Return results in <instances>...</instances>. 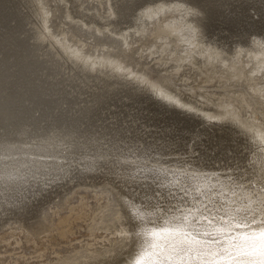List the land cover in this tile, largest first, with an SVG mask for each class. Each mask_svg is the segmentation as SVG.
Returning a JSON list of instances; mask_svg holds the SVG:
<instances>
[{
	"label": "rangeland",
	"instance_id": "rangeland-1",
	"mask_svg": "<svg viewBox=\"0 0 264 264\" xmlns=\"http://www.w3.org/2000/svg\"><path fill=\"white\" fill-rule=\"evenodd\" d=\"M113 1L114 0H110V1L109 0H34V1L33 0H26V1L25 0H0V7H1L0 8V37H1L0 38V43H1L0 48H3L2 50H4L6 52L5 53L0 49V52H1L0 60L2 59L1 64H0L2 66V70H1V66H0V72H1L0 73V80L2 78V81H1L2 86H5L6 88L7 87L8 88L9 87L15 88L16 85L18 84L19 80L21 81L20 76L25 75V74H29V73L31 75V72L34 70L33 68L36 67L35 65H37V68H39V67L40 68L39 69L35 68L34 73L32 72L31 76L35 75L37 77L41 73L40 74L41 76L39 75L41 81L43 79L44 81L47 80V82H50V83L51 82H56V83L59 82L58 83V84H60V85H58L59 88H62L63 90H68V91L72 90V92L75 91V93L78 90L79 91L82 90L84 93L81 95L82 97H87V96H89L88 94L93 95L95 92H98L97 94L95 93L96 95L103 94L104 97L108 96V94H109V96L106 97V99L107 100L109 99L110 103L112 101L111 104L112 105L114 104V106L116 108L121 107L120 104L123 106V108H126V106H127V109H129L128 107L133 108V109L131 108L132 110L129 109L128 111H130L131 113L133 112L132 114L134 115V117L137 120L135 124L138 125L140 123L139 125H141L143 127L142 128L141 126L138 125L137 126L138 128H137L135 126L137 133L139 134V132L143 129L142 132L144 131V134L142 132H140V136L137 134L136 137L138 138V141H139L137 143L139 145V148H138V145L135 144L134 150L129 153L130 155L128 154L129 156H131V158H129V159L133 158L134 161L133 160L128 161L129 164H127V165L135 166L136 164H143L144 163L143 165L147 164L146 166H149L148 164L151 163L150 166H157L158 167L159 164L155 165V163H152V161H151V160H153V155L155 154V151H157L153 147L154 146L153 143L157 142L158 148H161L162 144L163 145L167 144V146L169 148V150L167 148L166 149L164 148L165 151L159 152V153H165L166 152L165 154H167V153L169 154V155L167 154L166 156L161 155L163 158L161 156L157 157L158 160L162 163L161 165L164 166V167L159 166L161 168L166 167V165H167L166 162L169 159H174L173 157L178 158L184 153L180 158L184 157V158L189 159V160L192 159L191 161H194L196 164L202 165L203 162L206 160L204 162V165H206V164L207 165L206 166L203 165V167H204V169H206L207 173H205L206 172L205 171L204 172L205 174L203 173L204 175L208 174L210 176H215V177H220L223 175L235 176V173L237 174V172H238V174H241V172H242V174H244V176L245 175L249 176L251 174V169H249L250 168L249 166L253 165V162H256L255 159L259 158V156L264 159V156H262V155H264V63H263L264 58L259 59L255 55L251 54L252 53L251 51L255 50V49L259 50L262 48L264 51V44H263L264 43V12H258V15H256V14L254 15V12L252 10H249L251 7L247 6L248 5L247 3L249 1L251 3L252 0H249V1L244 0L245 2H242V1L239 2L240 6H239V4L233 6L234 7V8L232 7L233 10L231 9V11H229V14H227V12H226L223 15L224 16L223 18H225V16L228 15L224 20H222L223 18L222 19L218 18V16H216V13L214 15V14H212V12H210V11H212V9H210V8H212V6H208L209 3L206 4V2H209V1H206V0H191V1L189 0L190 4H192V5L187 3V2H189L188 0H186V1L180 0L181 2L179 0H176V1L175 0L174 1L173 0L172 1L165 0L166 2L164 0H159V1L155 0L154 4H156V3L157 4H159V3L163 4L162 7H160L156 4L157 5V6L155 5L156 9H154L155 12L153 10V8H154L153 1L154 0H142L143 3H141L142 1L138 2L140 0H138V1H136V0H133V1L132 0H130V1L129 0L128 1L127 0L126 1L125 0L124 1L115 0L114 1L115 3H113ZM117 1H119V3ZM131 1L134 3L137 2L136 3L137 5L134 3H133V5L131 3L130 4L131 6L129 4H127V3H130ZM168 1H170L172 5L169 4L170 2H168ZM192 1L193 2L195 1L196 3L194 2L195 3L194 4V3H192ZM122 2H124L126 4V6H124L125 4L122 5L121 4ZM147 2H149V3L147 4ZM184 2H186V4ZM138 3L141 5L140 7H139ZM165 3L167 5H165ZM202 3H204V4H202ZM111 4L113 7L110 6ZM115 4H116V6H115ZM242 4L244 7H242ZM245 4H247V5H245ZM146 5H147V8H145ZM149 5H151V6L148 7ZM76 6L78 7V9L77 8H75V9H77L78 11L77 10H75V11L70 10V9L74 10V7H76ZM119 6L121 8H119ZM174 6H176V7H174ZM199 6H201V7H199ZM71 7H73V8H71ZM130 7H132V11H129V10H131ZM198 7H199V11L203 13L202 16L203 15L205 16L204 21L206 22V18H208L207 21H210V23L208 22L205 24V22L203 21L204 16L203 17L200 16L201 13L198 10L195 11L196 9H198ZM239 7L242 8L243 12L240 11L241 9ZM110 8H113L114 11L109 10ZM114 8L117 10L115 11ZM122 8H123V10L121 11V14H120L119 13L120 11H118V10H121ZM127 8H128V11H127ZM244 8H249L248 9L249 11L244 9ZM135 9H137V11ZM139 9H141V10L139 11ZM145 9H146V12H145ZM150 10L152 11V13ZM233 11H234V13L231 14V12H233ZM115 12H116V14L114 16ZM128 12L130 14H128ZM207 12H209V13H207ZM215 12H217V9ZM78 13L80 15H78ZM133 13L135 16L133 15ZM135 13H137L138 15H136ZM139 13H141V15ZM146 13H147V15H146ZM235 13H237V14H235ZM42 14L44 15V17L45 16L46 17L44 18L42 16ZM73 14H75L76 16H74ZM108 14H110V15H108ZM123 14L127 15L126 19H128V17H129V19L125 21V15H123ZM240 14H241V16H240ZM119 15L120 16L122 15L123 17L122 16L120 17ZM233 15L235 17H233ZM84 16L85 17L87 16L88 18L87 17L84 18ZM132 16L134 18L133 22H132V20H133ZM214 16H216V17H214ZM211 17H214V18H211ZM229 17L230 18L233 17V18L230 19ZM117 18H120L119 21L116 20ZM121 18H122V20H121ZM236 18L238 19L239 22L236 21L237 20ZM103 19H106V21H107V23L105 22L107 24V25H105L106 27L103 26L105 24L104 23L105 20H103ZM108 19L111 20L112 24L114 23V25H116L115 29H114V25H112ZM211 19H213V20H211ZM216 19L218 20V22H215ZM226 19H228V20H226ZM240 19H242V20H240ZM120 20H121V22H120ZM123 20L126 23H127V21H129L126 24V26H125V23ZM136 20H138V21H136ZM230 20L233 22L235 21V22L230 23L229 22ZM40 21H42V22L45 21V22L43 24ZM115 21H118L119 23L115 22ZM197 21L198 22L200 21L199 25H200L201 31L203 32V33L201 32L202 35H200V31H199L197 25L194 23ZM219 21L220 22L223 21V22L219 23ZM224 21H225V24H227L226 22H228V26L223 24ZM109 22H110V25H109ZM135 22H136V24H135ZM211 22H212V26H210ZM213 22H214V24L217 23L216 24L217 26L216 25L213 26ZM236 22H237V24H236ZM133 23L135 26L132 25ZM200 23H202L203 26ZM45 24H47V26H50V27L47 28V26ZM118 24L119 25L121 24L122 27L118 26ZM232 24L233 25L235 24L234 27H232L233 26ZM245 24H247V25H245ZM100 25H102V27ZM130 25H132V28ZM39 26H41L39 28L40 32H39V29L37 32L36 27L38 28ZM43 26L47 30L42 28ZM117 26H118V28H117ZM123 26H125V28ZM215 26H216V28H215ZM220 26L221 27L223 26L224 28L222 27V29H220L221 28ZM126 27L127 28L129 27V28L126 29ZM204 27L207 29H205ZM228 27L230 30H228ZM22 28H24V29H22ZM105 28L107 29V31ZM203 28H204V30H203ZM29 29H32V30L29 31ZM118 29H120V31L123 30V32L121 33ZM124 29H125V31H124ZM210 29L213 30L212 32H214L216 34V37L214 36V33H211ZM249 29H251V31ZM22 30H24V32ZM34 30H36V31H34ZM114 30L117 34L114 32ZM217 30H219V31L217 32ZM253 30H256V31H253ZM43 31H44V33H43ZM111 31H112V33L113 32L114 33L112 34ZM247 31H249V32H247ZM18 32H20V33H18ZM108 32H110L111 35ZM31 33H34V34L31 35ZM36 33H38V34H36ZM210 33H211V36L209 35ZM217 33H219V35ZM108 35H110L111 37ZM217 35H218V37H220V39L217 38ZM256 35L257 36L260 35V36L256 37ZM7 36L9 38L8 40H7ZM203 36L207 37V39L209 36H210V38L215 37L214 38L215 42H214V39H210V40L208 39L209 40L208 41ZM253 36H255V37H253ZM3 37H5L6 40ZM29 37H30V40L28 39ZM247 37H249V38L252 37V38L250 40ZM31 38L34 41H32ZM35 38H36V40H35ZM243 38H244V40H243ZM254 38H256V39H254ZM230 39L231 40L233 39L232 43H230L231 42ZM246 39H248L249 41ZM252 39L254 41L255 40L256 41L258 40V41L254 42V41H252ZM36 41L39 43H36ZM236 41H239L238 42L239 44ZM244 41L245 42L248 41L249 43L246 42V43H248V44H246ZM222 42H223V44H222ZM228 42H229V44H228ZM261 42H263V43H261ZM241 43H243V46H240ZM250 43L251 44L253 43L252 45H254L255 48H252L254 46L249 47V46H251V45H249ZM259 43H261V45H262L261 48H260L261 45ZM38 44L40 46H38ZM207 44L209 46H207ZM65 45H66V47H65ZM229 46H230V48L231 47L232 48L230 49ZM61 47L63 49H61ZM48 48H51V49H48ZM72 48L76 52H72V51H74V50H72ZM226 48H227L228 52L226 51ZM239 48H241V49H239ZM220 49H221V51H220ZM242 49L244 51H242ZM246 49H248V50H246ZM250 49H252V50H250ZM33 50H35L36 52H34ZM37 50L41 51L40 54H39V52H37ZM69 50H70L71 54H70ZM9 51H11L12 53H10ZM87 51H88V53H87ZM2 52L5 54H3ZM64 52H65V54H64ZM85 52L89 56L88 55H87V57H86V55L84 56ZM73 53H75L74 56H73ZM76 53H79V54L81 53L80 54L81 57L78 56V54L76 55ZM14 54H15V57H14ZM66 54H67V56H65ZM233 54H234V56H233ZM3 55H5V56H3ZM42 55H43V57L44 56L45 57L43 58ZM69 55H71V56H69ZM82 56L84 57L83 59H82ZM85 57L87 60L90 61V64H88L89 61L87 62V64L90 65L92 68L86 64L85 61H87V60L85 59ZM68 58L72 59V61L71 60L68 61L69 60ZM74 58H76V60ZM92 59H93V61H92ZM94 59L97 60V63ZM99 59H101V60H99ZM255 59L258 61H256ZM64 60H66V61H64ZM83 60H84V62H83ZM98 60H99V62H98ZM67 61H68V63L70 62L69 65H67L68 63H65ZM73 61H75V62H73ZM260 61H262L261 64L263 66L261 64H259V65L257 64ZM7 62H8V64H7ZM43 62H46V63H43ZM82 62H83V64L85 63L84 64L85 67H83L84 65L81 64ZM93 62H94V64H93ZM23 63H24V65H23ZM28 63H30V64L28 65ZM31 63H33L34 67L32 66ZM59 63H61V64H59ZM63 63L66 66H64ZM102 63L107 64V66L102 65ZM25 64H27L28 66H25ZM51 64H52V66H51ZM80 64L82 65V67ZM95 64H97V65L99 64L98 65L99 68L96 67L97 65H95ZM21 65H23V66H21ZM39 65H41V66H39ZM70 65L72 66V69L73 68L74 69L76 68V69L72 70L70 68L71 67ZM67 66L70 68V70ZM76 66H78L79 69ZM102 66L103 67L106 66L105 68L108 69L107 72H106V69L103 68ZM28 67H29V69H28ZM44 67H45V69H44ZM62 67H64V68L62 69ZM65 67H67V68H65ZM83 68H85V69H83ZM93 68L96 70H91ZM26 69H28V72ZM36 69L38 71H36ZM65 69L67 70L66 72H65ZM113 69H114V71H110ZM24 70H25V72H23ZM30 70H32V71H30ZM71 70H72V72L69 73V71H71ZM76 71H79L78 73L79 74L81 73V74L80 75L77 74L78 76L74 75L77 73ZM94 71H95V73L97 72V74L100 72L98 77H97V74L95 75V73H93ZM117 71H119V73ZM67 72H68V74L66 75ZM112 72L117 73L118 76H114V74ZM49 73L52 75H50ZM84 73H86L85 76H88V74H89L90 79H89V77H85ZM103 73L107 74L108 76H106L104 74L106 76L105 77L103 75ZM122 73H123V75H125L124 78H126V79H123L122 77L120 78V76H122ZM62 74L65 76H63ZM91 74L94 75V77ZM49 75L52 76V79H49V78H51ZM81 75L84 77H82ZM90 75L93 77V79L95 81L93 79L91 80ZM109 75H110V77H109ZM35 76L33 77V79L37 80L39 77L36 78ZM127 76H128V80H127ZM57 77H58V80H60L62 78L60 80L61 83H60V81L57 80ZM73 77H74V79H73ZM75 77L77 78V81L75 80ZM79 77H81V79H78ZM100 78H103L104 80L103 79L99 80ZM114 78H116V80ZM82 79L85 80L86 84L82 81ZM87 79H88V81H86ZM65 80H69V81L65 82ZM72 80H73V85L71 84ZM125 80H126V82H125ZM37 81H39V79ZM75 81H76L77 85L75 84ZM102 81H104L105 83L107 81V84H105L104 82H103L104 85L101 84ZM120 81H122L121 82L122 84L120 83ZM131 81H133V82H131ZM143 81H144V83H143ZM62 82H63V84H62ZM79 82H81V83H79ZM97 82H99V83H97ZM108 82H110V83H108ZM111 82L113 85L111 84ZM123 82H124V84H123ZM130 82L132 85L130 84ZM137 83H139V85ZM66 84H68V85H66ZM69 84H71V85H69ZM99 84L101 87L99 86ZM109 84L114 86V89ZM142 84L145 86L143 87ZM75 85H76V90L74 89ZM95 85H96V87H95ZM102 85L104 86V88L102 87ZM106 85L107 86L109 85V86L107 87ZM134 85H136V86H134ZM140 85H142V86H140ZM66 86L67 87L69 86V88H70V86H72L71 87L72 89L71 88L69 89ZM146 86H147V89H146ZM80 87L82 89H80ZM90 87L92 88V90L90 89ZM109 87H111V88H109ZM120 87L122 88L121 90H120ZM125 87L127 88V90L129 88V90L127 91ZM136 87L137 88L139 87V88L137 89ZM133 88H134V90H136L135 91L136 94L133 92L134 91ZM101 89L104 92H102ZM106 89H108V90H106ZM144 89H146V90H144ZM105 90L107 91L108 94L105 93L106 92ZM119 90L122 94L119 92ZM123 90H124V92H123ZM109 91H111L112 93ZM125 91L128 92L129 94L127 93V95H126ZM129 91L132 93H130ZM116 92H117V94H116ZM147 93H148L149 97L147 96ZM130 94H132V95H130ZM139 94H140V96H138ZM110 95H113V96H110ZM123 95H125V96H123ZM135 95H137V96H135ZM152 95L154 98L152 97ZM133 98L136 99L137 101H135ZM114 101H115V103H114ZM117 101H118V103H116ZM161 101H162V103H161ZM138 103H140V104H138ZM154 103H156V105ZM132 104L134 107L132 106ZM124 105H126V106L124 107ZM146 105H147V107H146ZM151 107H152V109L149 110V108H151ZM143 108H147V110L143 109ZM151 110H154V111H152L154 113H151ZM138 111H139V113H138ZM142 112H143V115H141ZM148 112H149V114H148ZM138 114L141 115V117H140L141 119H139V121H141L143 119L144 123L143 122L141 123L138 121V118H139ZM144 114H146V115H144ZM147 115L150 117L147 118L148 117ZM151 115H153L152 117H154V119H152ZM199 115L202 118L198 117ZM194 117L195 118L197 117V119H195ZM191 118H193V120ZM144 119L145 120L149 119V120H147V122H146ZM166 119H167V121H166ZM172 119H173V121H172ZM203 119L205 120V122H204L205 125L203 123ZM151 120L154 122H152ZM176 120H177V123L175 122ZM180 120H181V122H179ZM150 121L153 124L150 123ZM156 121L158 123H160V122L161 123L158 125ZM163 121H164V123L166 122L167 124L166 123H165V125L162 124ZM168 121H170L173 124L171 125V123ZM186 121H188V122H186ZM190 122H191V124H190ZM185 123H188V125H186ZM197 123H198V125L196 126ZM142 124H145V125H142ZM161 124H162V126L164 125V127L160 126ZM148 125H150V126L146 128V126H148ZM181 125L185 126V128ZM153 126H154V128H153ZM165 126H167V130L165 129L166 128ZM174 126L176 127L175 129H174ZM190 126L195 129L194 130L192 128L194 130V132ZM179 127H180V129L183 127L182 130H184V131L180 130ZM144 128H146L147 130ZM177 129H179V130L177 131ZM196 129H197V131L198 130L199 131L197 132ZM162 130L166 131V132H164L165 136H164ZM168 130H171V131H169V133H168ZM148 131H151L152 134H150V132H148ZM156 131H157V133H156ZM160 131H162V132H160ZM174 131L176 134L174 133ZM180 131L185 132V134L181 133ZM226 131L228 134H230L229 136H226L227 135ZM146 132H148V133H146ZM191 132L193 134H191ZM217 132L218 133L220 132V133L216 134ZM170 133H172L173 137L171 136ZM187 133H189L190 136ZM197 133L200 135H197ZM201 133H202V135H201ZM224 133H226V134L224 135ZM147 134H149V135H147ZM160 134H163L164 138L165 137L166 138L164 140H162L163 139L162 135L158 136ZM168 134H169V136H168L169 139L167 138ZM174 134H175V136H174ZM179 134H181V136ZM144 135L147 137H144ZM151 135L154 137H151ZM192 135L195 136V137H193V140L191 139ZM233 135L236 139L233 137ZM178 136H180V137L178 138ZM196 136H198L199 139ZM212 136H213V138H212ZM221 136H223V137H221ZM143 137H144V139H143ZM149 137H151V140H153V139L154 140L153 141L149 140L150 139ZM181 137H183L182 139H185L186 137L187 138L184 141V140L180 139ZM141 138H142V141L140 140ZM147 138H148V141H147ZM157 138L159 139V141ZM202 138H204V139H202ZM207 138H209V139H207ZM214 138H215V141H214ZM167 139H168V142L170 141L174 145H172L170 142L168 145ZM173 139H174V141H173ZM176 139L180 142H178ZM186 140L192 141L194 143V145H196V146L198 145V147L195 146V148H198V150L201 153H199L197 149L195 150L193 148L194 145L192 142L189 143ZM195 140L198 142H195ZM204 140L207 142H205ZM182 141H184L185 143L184 142L182 143ZM149 142L152 144H150ZM201 142L202 143L205 142V143L202 144ZM243 142L246 145V147H245V145H243ZM160 143H161V145H160ZM179 143L182 145H179ZM187 143L190 145H188ZM228 143L229 144L231 143L232 145L231 144L229 145ZM246 143H248V144L250 143V144L248 145ZM141 144L143 147L141 146ZM149 144L151 145V147ZM208 144L211 147L207 146ZM186 145H188L189 148ZM214 145H215V147H214ZM176 146L179 148H177ZM183 146H185L184 147L185 149L183 148ZM202 146H204V147H202ZM216 146H219V147L216 148ZM230 146L231 147L233 146V147L231 148ZM136 147H137V149H136ZM175 147L179 150L175 149ZM140 148H142V149L140 150ZM148 148H150V150ZM181 148H182V150H181ZM186 148H187V152H186ZM210 148L213 149L214 153L212 152V149H210ZM237 149H240V150H237ZM203 150L204 151L206 150V154ZM138 151H139V153H138ZM142 151H145V152L142 153ZM175 151H177V153H178L177 155H176ZM208 151H209V153H211V155L207 154ZM218 151H219V153H218ZM226 151H227V153H226ZM230 151L234 152V153H230ZM202 152H204V153H202ZM140 153L142 154L141 158H140V156L134 157ZM146 153H150V154H146ZM212 153H213V156H212ZM228 153H230L229 154L230 157L228 156ZM170 154H171V158H170ZM172 154H174V156H172ZM189 154H191L192 156ZM197 154H202V156L200 155L201 157H198L199 155H197ZM218 154H219V156H218ZM221 154L223 157L221 156ZM245 154H247L246 156H248L249 158H245ZM143 155H145V156H143ZM147 155H148V157H147ZM188 155H189V158H188ZM194 155H195V158H194ZM214 155H215V158H214ZM216 156H218L219 160ZM231 156H232V158H231ZM237 156H238V159H237ZM202 157H204V159L206 157H208L209 159L204 160ZM227 157H229V159ZM164 158H166L165 161H164ZM213 158L217 162H219V165H220L219 167L217 166L218 163H215L216 161ZM220 158H221V161H220ZM162 159H163V161H162ZM202 159L204 161H202ZM198 160L200 163L198 162ZM223 160H226L227 162L223 161ZM240 160H241V162H239ZM208 161H210V162H208ZM232 161H234L235 164H237V165L233 164ZM98 162L99 163L70 161V160L59 161L57 159H54V161H42V160H40V163H42L44 165L43 169L39 173H37L34 176V178L28 179V180H26V182L27 181L36 182L37 181L36 178H38V177H48L49 179L57 178V180L52 181V182L47 181V183H45L46 181L42 182V180H41L42 178H41L39 181L41 182V184L44 185L43 191H40L38 193L28 192V194H29L28 197L27 198L25 197L20 201L16 200V201L12 202L10 199L5 198L3 200H6V201L0 202V205H1L0 206V214L3 213L2 216L0 215L1 216L0 217V264H49V263L55 262L57 260L58 261H60V260L66 261V260H68L67 258L70 259L72 256L76 255L79 251H82L84 249L89 250L90 252L93 251L94 254H98V255L95 257L96 260H95V258L93 259V260H95L94 263H93V261H91V262L90 261L89 262L83 261V263L95 264L97 259L100 258L99 261L100 260L102 261V260H104L103 258H105L106 260H104L103 262L97 261L96 264H99V263L108 264L107 262H110L109 264H112L114 261L116 262L119 260L120 261L122 260V261L120 263L119 262L118 263L116 262V263L122 264L123 262L128 261L130 255L132 253H130V252L127 253L128 250L125 247L124 237H123L125 235H123V232H121V227H118V226L116 227L117 224L116 225L114 224L115 227L108 226V225L115 218V216H116V214L120 208H124L123 209L124 211L126 210V208H125V204L127 203L126 199L129 202L130 199L132 200V199H134V197H138L137 200L135 199V201H138L136 204H137V206H139L140 208H142L146 212L145 215L148 214L149 212L161 214L160 212H163L165 210H166L165 212L172 211L173 210L172 208L181 209V205L184 204L182 202V200H184L183 197H184L185 193L183 194L182 190H176V192H175V191H172L171 188L168 187V185L165 183L161 184L157 180L155 181V180H151V179H142L140 177L142 175L138 174L139 172L136 173L134 176H132L131 177L132 179L130 178L129 182L124 180L122 185L124 183L126 185H123V186H121V182H120L123 180L121 177L120 178H118L119 176L115 177L114 173L113 174L112 173L111 174L110 173L104 174L105 172H109V171L96 170V172L98 171V173H96L95 171H94L95 173L92 171L90 173L89 169H91L93 167H97L100 165H102V167L103 166H110L109 164L103 163L102 161H98ZM132 162L133 163L135 162L134 165ZM242 162H245L246 164L245 163L242 164ZM100 163H103V164H100ZM224 163H226L225 164L226 166L223 165ZM227 163H228V165H227ZM244 165H246V167ZM111 166H112L111 169L114 167H117L115 165H111ZM212 166L215 168V170ZM232 166H234V168ZM241 166H243V167H241ZM205 167H207V168H205ZM211 167L213 169L208 170V168H211ZM66 168H68V169H66ZM86 168H88V169H86ZM235 168H238V169L241 168V171H239L240 169L238 170ZM242 168L245 170L247 169L249 171H247V170H246L247 172H245V170L242 171L243 170ZM251 168H252V166H251ZM69 169H71V170L73 169L76 172L83 173V175H79V176L72 175L71 172H69ZM84 169H86V170H84ZM218 169H220L221 171ZM233 169H234V171H233ZM209 171H210V173H209ZM211 171H213L214 173H211ZM36 172H38V171H36ZM100 174H102L104 176H101ZM122 174H121V176L123 177ZM104 177L106 178V180H108V182L104 179ZM261 178L264 179V177H262V176H261ZM101 180H103V181H101ZM116 180H120L119 181L120 184ZM110 183L113 185L115 184V185L111 186ZM110 186L113 188H111ZM130 186L131 187L133 186V187L131 188ZM142 186H143V188H142ZM162 186H164L163 187L164 189L162 188ZM120 187H122V189H119ZM154 187H156V188H154ZM114 188H115V190L119 189V192L118 191L114 192ZM123 188H125V189H123ZM145 189L149 190V195H148L149 198L147 197V199H145L147 201V203L142 202L144 199L141 198V195H143L142 194L143 190H144L143 192H145V193L148 192ZM180 191H181V193H180ZM165 192H166V194H165ZM169 193L171 196L169 195ZM175 193H177L178 195L176 194V196H174ZM186 196H187V194L185 195V197ZM177 197L179 199L180 198L181 199L179 200V199H177ZM131 200H130V202H131ZM171 200H173V201H171ZM174 201H176V202L173 204L172 202H174ZM164 204L168 205L169 207L168 206L165 207L166 205H164ZM169 204H171V205L173 204V205L171 206ZM157 205L160 206L161 208L159 207V209L153 210L154 207H157ZM168 208L170 210H168ZM146 209H148L149 211H147ZM162 209H163V211H160ZM127 212L129 213L128 210H127ZM23 213H24V216H23ZM30 214H32V215H30ZM28 215H29V217H27ZM124 216H126V217H124ZM155 216L156 215L151 214V213H150V215H147V217H149V219H150V217L155 218ZM123 217L125 218V220ZM123 217H122V219H123L122 222H126V223L130 222L131 223V221H128L129 218H127L128 215H126V213L123 214ZM157 219H155L154 222L155 221H159V222L161 221V219H159V220H157ZM34 221H37V222H34ZM38 222H39V224H38ZM148 222H153V220H148ZM36 227H37V229H36ZM152 228L153 227H151V224H149L147 229H143V233H144L143 235L145 236L146 234L150 233L149 231H151ZM155 233L156 232H154V234ZM158 241H160V240L158 239ZM149 247H153V245H150ZM168 249H170V248H168ZM162 250H164V249H162ZM165 253H166V255H164L163 258L161 257L160 259L157 260V262L154 260V262L152 264H154L155 262L157 264L158 263L159 264H167V262H169L168 264H174V263L175 264H181L182 262L185 264L187 262V261L184 262V260H183L184 258H182L180 255H175L174 251L167 250V251H165ZM127 254H129V255H127ZM168 254H169V256H168ZM175 256H176V258L178 256L180 261H178V258L176 259ZM193 256H194V254H192V257L190 259L194 258ZM107 258L109 259V261H107ZM196 258H198V257H196ZM111 259H113V260L111 261ZM143 260H144L143 264L147 263L146 258H144ZM194 260H195V258H194ZM104 262H106V263H104Z\"/></svg>",
	"mask_w": 264,
	"mask_h": 264
},
{
	"label": "bare ground",
	"instance_id": "bare-ground-1",
	"mask_svg": "<svg viewBox=\"0 0 264 264\" xmlns=\"http://www.w3.org/2000/svg\"><path fill=\"white\" fill-rule=\"evenodd\" d=\"M26 1V0H25ZM34 1V0H33ZM110 1V0H109ZM115 1V0H114ZM113 1V3H115ZM124 1V0H122ZM126 1V0H125ZM128 1V0H127ZM130 1V0H129ZM133 1V0H132ZM130 2V3H127V4H131L133 5L134 2ZM138 1V0H136ZM135 1V2H136ZM142 0L138 1V2H141ZM157 1V0H156ZM159 1V0H158ZM165 1V0H164ZM172 1V0H170ZM168 1V2H170ZM174 1V0H173ZM176 1V0H175ZM180 1V0H179ZM178 1V2H179ZM182 1V0H181ZM180 1V2H181ZM183 1H186V0H183ZM189 1V0H188ZM191 1V0H190ZM190 1L187 2L188 4H190ZM206 1H209V2H206L209 3L208 6H212V14L215 15L216 13V16H218V18H223L224 14L227 12V14H229V11H231L232 7L239 4V2H245L247 0H206ZM211 1V2H210ZM249 1V0H248ZM37 2V1H36ZM119 3V1H117ZM116 2V3H117ZM121 2V1H120ZM155 0L153 1V5H154V9H156L155 5L157 4H154ZM166 2V1H165ZM195 2V1H194ZM192 1V3H194ZM205 2V1H204ZM110 3V2H109ZM108 3V4H109ZM137 3V2H136ZM134 3V4H136ZM143 3V1L141 2ZM149 2H147L148 4ZM159 3V2H158ZM175 3V2H174ZM177 3V2H176ZM186 4V2H184ZM196 3V2H195ZM194 3V4H195ZM224 3V4H223ZM37 4V3H36ZM122 5H124L125 3L122 2L121 3ZM120 4V5H121ZM139 4V3H138ZM160 4V3H159ZM157 4L158 6L162 7L163 4ZM171 4V2L169 3ZM178 4V3H177ZM204 4V3H202ZM226 4V5H225ZM248 4V5H247ZM245 4L249 7H251L250 9L249 8H244L246 10H252L254 12V15H258V12H264V0H252L251 3L250 1ZM250 4V5H249ZM118 5V4H117ZM121 5V6H122ZM137 5V4H136ZM144 5V4H143ZM156 5V6H157ZM165 5H167L165 3ZM164 5V6H165ZM172 5V4H171ZM179 5V4H178ZM192 5V4H190ZM197 5V4H196ZM230 7H229V6ZM71 6V5H70ZM73 6V5H72ZM75 6V5H74ZM112 6V4L110 5ZM109 6V7H110ZM116 6V4H115ZM126 6V4L124 5ZM131 6V5H130ZM141 5L139 4V7ZM151 5H149L148 7H150ZM240 6V4H239ZM113 7V6H112ZM118 7V6H117ZM138 7V8H139ZM173 7V6H172ZM176 7V6H174ZM201 7V6H199ZM199 7L198 9H196L195 11H199ZM205 7V6H204ZM242 7L243 4H242ZM246 7V6H245ZM1 8V7H0ZM38 8V7H37ZM73 8V7H71ZM78 7H74V10L73 9H70L72 11H75L77 9H75ZM119 8H121L119 6ZM118 8V9H119ZM131 10L129 11H132V7H130ZM135 8V7H134ZM143 8V7H142ZM147 8V5L146 7ZM158 8V7H157ZM206 8V7H205ZM234 8V7H233ZM240 8V7H239ZM115 9V8H114ZM125 9V8H124ZM209 9V8H208ZM217 9V12H215ZM242 10V8H240ZM17 10V9H16ZM109 10H113V8H110ZM117 9H115L116 11ZM123 10V8L121 10H118L120 11L119 13L121 14V11ZM137 11V9H135ZM134 10V11H135ZM141 9H139L140 11ZM152 10V9H151ZM150 10V11H151ZM158 10V9H157ZM201 10V9H200ZM205 10V9H204ZM203 10V11H204ZM233 10V9H232ZM248 10V11H249ZM71 11V12H72ZM78 11V10H77ZM125 11V10H124ZM127 11H128V8H127ZM138 11V12H139ZM144 11V10H143ZM209 11V10H208ZM214 11V12H213ZM235 11V10H234ZM231 12L232 13H234ZM247 11V12H248ZM42 12V11H41ZM80 12V11H79ZM145 12H146V9H145ZM155 12V10H154ZM200 12V11H199ZM206 12V11H205ZM77 13V12H76ZM110 13V12H109ZM118 13V14H119ZM152 13V11H151ZM197 13V12H196ZM202 16V12H200ZM209 13V12H207ZM238 13V12H237ZM235 13V14H237ZM45 14V13H44ZM112 14V13H111ZM116 12L114 13V16H115ZM128 14H130L128 12ZM136 15H138L137 13H135ZM141 15V13H139ZM205 14V13H204ZM211 14V15H212ZM21 15V14H20ZM74 16H76L75 14H73ZM78 15H80L78 13ZM110 15V14H108ZM125 15V14H123ZM132 15V14H131ZM134 15V13H133ZM139 15V16H140ZM147 15V13H146ZM210 15V16H211ZM239 15V14H238ZM237 15V16H238ZM5 16V15H4ZM42 16L44 17V15L42 14ZM72 16V15H71ZM73 16V17H74ZM113 16V15H112ZM120 16V15H119ZM122 16V15H121ZM120 16V17H121ZM129 16V15H128ZM135 16V15H134ZM198 16V15H197ZM204 16V15H203ZM202 16V17H203ZM208 16V15H207ZM214 16V17H216ZM228 16V15H227ZM225 16V18L227 17ZM232 16V15H231ZM241 16V14H240ZM18 17V16H17ZM46 17V16H45ZM44 17V18H45ZM87 17V16H86ZM84 16V18H86ZM104 17V16H103ZM109 17V16H108ZM123 17V16H122ZM127 15H125V21L129 19H126ZM137 17V16H136ZM201 17V18H202ZM214 17H211V18H214ZM233 17H235L233 15ZM233 17H229L230 19H232ZM239 17V16H238ZM34 18V17H33ZM42 18V17H41ZM88 18V17H87ZM113 18V17H112ZM111 18V19H112ZM133 18V16H132ZM200 18V19H201ZM204 18L205 16L203 17V21H204ZM225 18H223L222 20H224ZM228 18V19H229ZM241 18V17H240ZM43 19V18H42ZM120 18H117L116 20L119 21ZM208 18H206V23H210V21H207ZM226 19V20H228ZM237 19V18H236ZM258 19V18H257ZM3 20V19H2ZM46 20V19H45ZM48 20V19H47ZM105 20L104 23L106 21V19H103ZM102 20V21H103ZM109 20V19H108ZM115 20V19H114ZM122 20V18H121ZM120 20V22H121ZM132 20V19H131ZM130 20V21H131ZM213 20V19H211ZM217 20V19H216ZM215 22H218V20ZM242 20V19H240ZM253 20V19H252ZM256 20V19H255ZM101 21V20H100ZM111 22V20H109ZM118 21H115V22H118ZM124 21V20H123ZM124 21L125 23V26L126 24L129 22L127 21V23ZM134 21V18L132 20V22ZM138 21V20H136ZM238 21V19L236 20ZM41 23L44 24L45 21H40ZM110 22H109V25H110ZM200 22V21H199ZM199 22H194L199 31H200V35L201 34V28H200V25H199ZM223 22V21H222ZM219 21V23H222ZM230 23L233 22V21H229ZM235 22V21H234ZM233 22V23H234ZM239 22V21H238ZM249 22V21H248ZM103 23V24H104ZM104 24L103 26L106 27L105 25L107 24ZM119 23V22H118ZM227 24H225V21L223 24L227 25L228 26V22H226ZM37 24V23H36ZM98 24V23H97ZM112 24V22H111ZM131 24V23H130ZM136 24V22H135ZM202 26L203 24L200 23ZM204 24V25H205ZM217 24V23H216ZM214 24L213 22V26L216 25ZM237 24V22H236ZM254 24V23H253ZM20 25V24H19ZM32 25V24H31ZM39 25V24H38ZM47 26V24H45ZM44 25V26H45ZM114 25V23L112 24ZM124 25V24H123ZM134 25V23L132 24ZM132 25L131 28H132ZM219 25V24H218ZM233 25V24H232ZM235 25V24H234ZM234 25L232 27H234ZM247 25V24H245ZM42 26V25H41ZM39 26L38 28L36 27L37 29V32H38V29L41 27ZM44 26L42 28H44ZM102 27V25H100ZM115 26L114 25V29H115ZM118 26H121L122 25L118 24ZM117 26V28H118ZM125 26H123L125 28ZM129 26V27H130ZM135 26V25H134ZM208 26V25H207ZM212 26V22H211V25ZM217 26V25H216ZM215 26V28H216ZM224 26V25H223ZM222 26V27H223ZM5 27V26H4ZM50 27V26H47V28ZM112 27V26H111ZM128 27V28H129ZM221 27V26H220ZM222 27L220 29H222ZM230 27V26H229ZM228 27V30H230ZM2 28V27H1ZM10 28V27H9ZM34 28V27H33ZM126 27V29H128ZM205 28V27H204ZM203 28V30H204ZM210 28V27H209ZM214 28V27H213ZM212 28V29H213ZM219 28V27H218ZM224 28V27H223ZM249 28V27H248ZM24 29V28H22ZM46 29V28H44ZM106 29V28H105ZM207 29V28H205ZM219 29V30H220ZM226 29V28H225ZM5 30V29H4ZM32 30V29H29V31ZM47 30V29H46ZM109 30V29H108ZM120 31V29H118ZM122 30V29H121ZM211 30V29H210ZM214 30V29H213ZM213 30H211V33H214L212 32ZM216 30V29H215ZM217 30V32L219 31ZM232 30V29H231ZM251 31V29H249ZM7 31V30H6ZM24 32V30H22ZM36 31V30H34ZM45 31V30H44ZM43 31V33H44ZM107 31V29H106ZM118 31V32H119ZM125 31V29H124ZM208 31V30H207ZM206 31V32H207ZM253 31H256V30H253ZM21 32V31H20ZM18 32V33H20ZM26 32V31H25ZM32 32V31H31ZM39 32H40V29H39ZM48 32V31H47ZM115 32V30H114ZM113 32V33H114ZM121 33L123 32L120 31ZM119 32V33H120ZM127 32V31H126ZM216 32V31H215ZM231 32V31H230ZM249 32V31H247ZM259 32V31H258ZM49 33V32H48ZM107 33V32H106ZM110 35L112 33L108 32ZM112 33V34H113ZM116 33V32H115ZM203 33V32H202ZM208 33V32H207ZM211 33L209 34L211 36ZM255 33V32H254ZM34 33H31V35H33ZM38 34V33H36ZM46 34V33H45ZM44 34V35H45ZM117 34V33H116ZM219 35V33H217ZM7 35V34H6ZM108 35V36H110ZM217 35V38L220 39V37H218ZM255 35V34H254ZM30 36V35H29ZM118 36V35H117ZM206 36V35H205ZM203 36V37H205ZM210 36L208 37V39H214L216 37V34L214 33V38H210ZM260 36V35H258ZM256 35V37H258ZM35 37V36H34ZM33 37V38H34ZM37 37V36H36ZM111 37V36H110ZM228 37V36H227ZM255 37V36H253ZM262 37V36H261ZM1 38V37H0ZM5 38V37H3ZM11 38V37H10ZM108 38V37H107ZM207 39V37H205ZM231 38V37H230ZM249 38V37H247ZM252 38V37H251ZM251 38H249L251 40ZM8 36H7V40H8ZM30 40V37L28 38ZM39 39V38H38ZM202 39V38H201ZM207 39V40H208ZM256 39V38H254ZM263 39V38H262ZM6 40V38H5ZM32 40V38H31ZM36 40V38H35ZM53 40V39H52ZM204 40V39H203ZM208 40V41H209ZM231 40V39H230ZM229 40V41H230ZM244 40V38H243ZM242 40V41H243ZM248 40V39H246ZM260 40V39H259ZM34 41V40H32ZM217 41V40H216ZM233 39L231 40L230 43H232ZM249 41V40H248ZM246 41V42H248ZM252 41H254L252 39ZM256 41V40H255ZM254 41V42H255ZM258 41V40H257ZM256 41V42H257ZM262 41V40H261ZM206 42V41H205ZM214 42H215V39H214ZM219 42V41H218ZM237 43L239 41H236ZM235 42V43H236ZM241 42V41H240ZM245 42V41H244ZM245 42V43H246ZM33 43V42H32ZM35 43V42H34ZM36 43H39L36 41ZM35 43V44H36ZM234 43V44H235ZM249 43V42H248ZM246 43V44H248ZM263 43V42H261ZM261 43H259L261 45ZM1 44V43H0ZM3 44V43H2ZM47 44V43H46ZM212 44V43H211ZM223 44V42H222ZM229 44V42H228ZM227 44V45H228ZM239 44V43H238ZM237 44V45H238ZM253 44V43H252ZM251 43L249 45V47H252L254 45H252ZM258 44V43H257ZM256 44V45H257ZM264 44V43H263ZM34 45V44H33ZM37 45V44H36ZM35 45V46H36ZM226 45V46H227ZM3 46V45H2ZM1 46V47H2ZM34 46V47H35ZM38 46H40L38 44ZM207 46H209L207 44ZM231 46V45H230ZM229 46V48H230ZM236 46V45H235ZM239 46V45H238ZM240 46H243V43H241ZM239 46V47H240ZM248 46V45H247ZM258 46V45H257ZM5 47V46H4ZM66 47V45H65ZM222 47V46H221ZM262 47V45L260 46V48ZM36 48V47H35ZM39 48V47H38ZM55 48V47H54ZM228 48V49H229ZM232 48V47H231ZM230 48V49H231ZM236 48V47H235ZM243 48V47H242ZM252 48H255L252 47ZM257 48V47H256ZM1 50L3 48H0ZM37 49V48H36ZM48 49H51V48H48ZM61 49H63L61 47ZM60 49V50H61ZM70 49V48H69ZM241 49V48H239ZM244 49V48H243ZM242 49V51H244ZM262 49V48H261ZM252 50L250 53L255 55L257 58H264V51L263 49L261 50ZM59 50V49H58ZM72 50H74L72 48ZM71 50V51H72ZM225 50V49H224ZM248 50V49H246ZM3 52H5L4 50H2ZM34 52H36L35 50H33ZM68 51V50H67ZM90 51V50H89ZM221 51V49H220ZM223 51V50H222ZM226 51H227V48H226ZM233 51V50H232ZM241 51V50H240ZM2 52V53H3ZM10 53H12L11 51H9ZM37 52H40L41 51H38ZM70 52V50H69ZM72 52H76L75 50L72 51ZM228 52V51H227ZM6 53V52H5ZM3 53V54H5ZM51 53V52H50ZM88 53V51H87ZM214 53V52H213ZM1 54V52H0ZM16 54V53H15ZM15 54H14V57H15ZM54 54V53H53ZM65 54V52H64ZM69 54V53H68ZM71 54V52H70ZM75 53H73V56H74ZM78 54V56H80L79 53H76V55ZM83 55V54H82ZM88 54H84V56ZM217 55V54H216ZM5 56V55H3ZM12 56V55H11ZM67 56V54L65 55ZM71 56V55H69ZM89 56V55H88ZM234 56V54H233ZM249 56V55H248ZM9 57V56H8ZM43 57V55H42ZM41 57V58H42ZM45 57V56H44ZM43 57V58H44ZM81 57V56H80ZM79 57V58H80ZM85 57V59H86ZM1 58V57H0ZM11 58V57H10ZM9 58V59H10ZM17 58V57H16ZM73 58V57H72ZM84 57L82 56V59ZM89 58V57H88ZM14 59V58H13ZM12 59V60H13ZM18 59V58H17ZM32 59V58H31ZM67 59V58H66ZM69 59V58H68ZM76 60V58H74ZM81 59V58H80ZM79 59V60H80ZM90 59V58H89ZM97 59V58H96ZM2 60V59H1ZM1 60H0V64H1ZM30 60V59H29ZM45 60V59H44ZM72 61V59H69L68 61ZM87 60V59H86ZM95 60V59H94ZM101 60V59H99ZM98 60V62H99ZM256 60V59H255ZM26 61V60H25ZM41 61V60H40ZM39 61V62H40ZM43 61V60H42ZM66 61V60H64ZM65 62V63H68ZM78 61V60H77ZM81 61V60H80ZM79 61V62H80ZM89 60L85 61L86 64ZM93 61V59H92ZM96 63H97V60H95ZM103 61V60H102ZM101 61V62H102ZM258 61V60H256ZM33 62V61H32ZM35 62V61H34ZM38 62V63H39ZM57 62V61H56ZM75 62V61H73ZM84 62V60H83ZM83 62L81 63L82 65ZM104 62V61H103ZM43 63H46V62H43ZM58 63V62H57ZM70 63V62H69ZM69 63L67 65H69ZM72 63V62H71ZM92 63V62H91ZM262 61H260L259 63H257L258 65L261 64ZM264 63V62H263ZM8 64V62H7ZM30 63H28L29 65ZM32 66H33V63H31ZM36 64V63H35ZM61 64V63H59ZM80 64V65H81ZM88 64H90V61L88 62ZM87 64V65H88ZM94 64V62H93ZM24 65V63H23ZM21 65V66H23ZM27 64H25V66H28ZM44 65V64H43ZM46 65V64H45ZM64 65V63H63ZM62 65V66H63ZM79 65V66H80ZM81 65V67H82ZM97 65V64H95ZM99 65V64H98ZM98 65L96 67H98ZM102 65H106L107 64H103ZM262 65V64H261ZM260 65V66H261ZM1 66V65H0ZM9 66V65H8ZM16 66V65H15ZM31 66V65H30ZM36 67H32L34 70L35 68H37V65H35ZM41 66V65H39ZM38 66V67H39ZM47 66V65H46ZM45 66V67H46ZM52 66V64H51ZM66 66V65H64ZM71 66V65H70ZM74 66V65H73ZM90 66V65H88ZM87 66V67H88ZM106 66H102L103 68H105ZM257 66V65H256ZM263 66V65H262ZM44 67V69H45ZM68 67V66H67ZM65 67V68H67ZM78 67V66H76ZM80 67V68H81ZM85 67V65L83 66ZM91 67V66H90ZM89 67V68H90ZM27 68V67H26ZM40 68V67H39ZM37 68V69H39ZM48 68V67H47ZM52 68V67H51ZM64 67H62L63 69ZM69 68V67H68ZM72 69V66L70 67ZM69 68V70H70ZM92 68V67H91ZM99 68V67H98ZM108 68V67H107ZM111 68V67H110ZM109 68V69H110ZM29 69V67H28ZM28 69L27 72H28ZM36 69V71H38ZM76 69V68H75ZM74 68L72 70H75ZM79 69V67H78ZM85 69V68H83ZM87 69V68H86ZM106 69V68H105ZM112 69V68H111ZM1 70H2V66H1ZM7 70V69H6ZM34 70H30L34 73ZM55 70V69H54ZM53 70V71H54ZM61 70V69H60ZM69 71V73L72 72ZM91 70H96V69H91ZM100 70V69H99ZM104 70V69H103ZM108 69H106V72H107ZM35 71V72H36ZM42 71V70H41ZM49 71V70H48ZM56 71V70H55ZM54 71V72H55ZM67 70L65 69V72ZM80 71V70H79ZM79 71H76L77 73L74 74V75H80L78 72ZM87 71V70H86ZM101 71V70H100ZM110 71H114L113 70H110ZM25 72V70L23 71ZM32 72H31V75H32ZM63 72V71H62ZM81 72V71H80ZM89 72V71H88ZM91 72V71H90ZM102 72V71H101ZM104 72V71H103ZM105 72V73H106ZM119 73V71H117ZM1 73V72H0ZM12 73V72H11ZM38 73V72H37ZM45 73V72H44ZM87 73V72H86ZM84 73V76L85 74ZM95 73V71L93 72ZM92 73V74H93ZM103 73V75L105 74ZM114 76H118L117 73H114ZM21 74V73H20ZM36 74V73H35ZM41 74V73H40ZM39 74V75H40ZM50 74V73H49ZM56 74V73H55ZM68 74V72L66 73V75ZM83 74V73H82ZM91 74V75H92ZM97 74V72L95 73V75ZM100 74V72L97 74V77L98 75ZM112 74V75H113ZM116 74V75H115ZM121 74V73H120ZM30 73L29 74H25V75H21V81L19 80L18 84L16 85V87H5V86H2V78L0 80V202L2 201H6V200H3L5 198L7 199H10L12 202L13 201H20L22 200L23 198H27L28 197V192H33V193H38L40 191H43L44 189V185L41 184V182L39 181L41 178L42 182L46 181L45 183H47V181H55L57 180V178L55 179H49L48 177H38L36 178L37 181L34 182V181H27L28 179H31V178H34V176L39 173L42 169H43V164L40 163V160L42 161H54V159H57L59 161H67V160H70V161H82V162H96V163H99L98 161H102L103 163H106V164H109L110 166H103L100 165V166H97V167H93L91 169H89L90 173L91 171L92 172H96V170H103V171H109V172H105L104 174L106 173H114L115 174V177L116 176H119L118 178H122L123 180L120 181V180H116L121 182V186L123 185H126L125 183L122 185L123 181L126 180V181H130V178L132 176H134L136 173L142 175L140 176L142 179H151V180H157L159 183H165L168 185V187L171 188L172 191H175L176 190H182L183 194L185 193V195L187 194V196L183 197L184 200H182V202L184 204L181 205V209H178V208H172L171 206L176 202H172L173 204H169L171 205L170 207L173 209L172 211H163L160 210V211H163V212H160L161 214H157V213H152V212H149L148 214L145 215V211L140 208L139 206H137V202L138 201H135V199L137 200L138 197H134V199H130L129 202L127 201L126 199V204H125V208L126 210L124 211L123 209L124 208H120L119 211L117 212L115 218L110 222V224L108 226H113L116 227H121V232H123V236L124 237V243H125V247L127 248V253L130 252L132 253L128 259L127 262H123L122 264H136V260L138 257H140L141 255L144 256V258H146V261L147 263L145 264H152L154 262V260L157 262L158 259H160L161 257L163 258L164 255H166L165 251L167 250H170L172 251V246L176 245L177 242H180V241H183L184 243L181 245L182 247H184L185 249H188V248H191L192 251H188L187 253L185 252H174L175 255H180L182 258H184V262L187 261L185 264H264V237H261L259 235L261 229H264V179L261 178L264 177V159L262 157L259 156V158L255 159L256 162H253V165L252 168L251 166H249L251 169V174L249 176H244V174H237L235 173V176L233 175H223V176H220V177H215V176H210V175H204L205 173H207L206 169H204L203 165H204V162L206 161L205 159H209L208 157H206L204 159V157H202V161L203 164L200 165V164H196L194 161H191L192 159H186V158H176V157H173L174 159H169L167 162H166V167L163 168L164 166L161 165L162 163L158 160L157 157L159 156H166L167 154L165 153H159V152H163L165 151V149L168 148L167 144L163 145L162 144V147L161 148H158V144L157 142L156 143H153V147L157 150L155 151V154L153 155V160L152 163H155V165L159 164V166H163L162 168L161 167H157V166H150V164H148L149 166H146V165H143V164H136L135 166H129L127 164L128 161H131L134 159H129L131 158V156H129L130 152H132L135 148V144H137L139 141H138V138L136 137L137 136V130L135 128V126L137 127L138 125H136V118L134 117V115L128 111L129 109H131L130 107H128L129 109H127V106L124 105V107L126 106V108H123V106L120 104L121 107L119 108H116L114 106V104L112 105V101L110 103V100L106 99V97L109 96V94L107 93L106 89L105 93L108 94V96L104 97L103 94H100V95H96L98 92H95L93 95H90L88 94L89 96L87 97H82L81 95L84 94L83 91H77L75 93V91L72 92V90H63L62 88H59L58 83L56 82H47V80H43L41 81L39 75L36 77L35 75L31 76ZM52 75V74H50ZM49 75V76H50ZM54 75V74H53ZM60 75V74H59ZM63 75V74H62ZM72 75V74H71ZM77 75V76H78ZM90 75V76H91ZM106 76H108L107 74H105ZM104 75V76H105ZM111 75V74H110ZM109 75V77H110ZM36 77L39 79V81L37 80H34L33 77ZM41 76V75H40ZM61 76V75H60ZM65 76V75H63ZM82 76V75H81ZM82 76V77H84ZM94 77V75H92ZM91 76V80L93 79V77ZM105 76V77H106ZM125 75H123L122 73V76H120V78L122 77L123 79H126L124 78ZM45 77V76H44ZM51 78L49 79H52V76H50ZM85 77H89V74L88 76H85ZM8 78V77H7ZM10 78V77H9ZM35 78V79H36ZM43 78V77H42ZM60 78V77H59ZM67 78V77H66ZM69 78V77H68ZM119 78V77H118ZM117 78V79H118ZM17 79V78H16ZM47 79V78H46ZM55 79V78H54ZM62 79V78H61ZM60 79V80H61ZM65 79V78H64ZM74 79V77H73ZM78 79H81V77H79ZM90 79V77H89ZM103 78H100L99 80H101ZM116 80V78H114ZM122 79V80H123ZM56 80V79H55ZM57 80H58V77H57ZM56 80V81H57ZM58 80V81H60ZM75 80L77 81V78L75 77ZM94 80V79H93ZM104 80V79H103ZM109 80V79H108ZM127 80H128V76H127ZM49 81V80H48ZM51 81V80H50ZM69 80H65V82H67ZM75 81V84L77 85ZM82 81L85 83V80L82 79ZM88 81V79L86 80ZM95 81V80H94ZM93 81V82H94ZM114 81V80H113ZM71 82V81H70ZM104 81H102L101 84H103ZM116 82V81H115ZM122 81H120L121 83ZM126 82V80H125ZM133 82V81H131ZM130 82V84H131ZM61 83V81H60ZM81 83V82H79ZM83 83V84H84ZM99 83V82H97ZM105 83V82H104ZM110 83V82H108ZM118 83V82H117ZM129 83V82H128ZM136 83V82H135ZM144 83V81H143ZM63 84V82H62ZM73 85V80H72V83ZM69 84V85H71ZM82 84V85H83ZM86 84V83H85ZM84 84V85H85ZM107 84V81L106 83ZM112 84V82H111ZM111 84H109L110 86H112ZM119 84V83H118ZM117 84V85H118ZM122 84V83H121ZM124 84V82H123ZM139 85V83H137ZM141 84V83H140ZM146 84V83H145ZM68 85V84H66ZM76 85H75V90H76ZM89 85V84H88ZM93 85V84H92ZM104 85V84H103ZM102 85V87L104 88V86ZM108 85V86H109ZM132 85V84H131ZM143 85V84H142ZM140 85V86H142ZM147 85V84H146ZM63 86V85H62ZM100 86V84H99ZM107 86V85H106ZM107 86V87H108ZM123 86V85H122ZM126 86V85H125ZM129 86V85H128ZM136 86V85H134ZM145 85H143L144 87ZM64 87V86H63ZM67 87V86H66ZM65 87V88H66ZM72 86H70L71 88ZM79 87V86H78ZM86 87V86H85ZM92 87V86H91ZM90 87V89L92 90V88ZM96 87V85H95ZM101 87V86H100ZM99 87V88H100ZM117 87V86H116ZM115 87V88H116ZM130 87V86H129ZM69 88V86L67 87ZM69 88V89H70ZM106 88V87H105ZM111 88V87H109ZM112 88L114 89V86H112ZM126 88V87H125ZM137 88V87H136ZM135 88V89H136ZM139 88V87H138ZM137 88V89H138ZM72 89V88H71ZM73 89V90H74ZM79 89V88H78ZM80 89H82L80 87ZM117 89V88H116ZM122 88L120 87V90ZM124 89V88H123ZM132 89V88H131ZM146 89H147V86H146ZM144 89V90H146ZM102 90V89H101ZM112 90V89H111ZM119 90V92H120ZM127 90V88H126ZM129 90V88H128ZM127 90V91H128ZM134 90V88H133ZM6 91V92H5ZM87 91V90H86ZM136 90H134L133 92L136 94L135 92ZM102 92H104L102 90ZM111 92V91H109ZM118 92V91H117ZM116 92V94H117ZM124 92V90H123ZM130 92V91H129ZM140 92V91H139ZM112 93V92H111ZM121 93V92H120ZM128 92L125 91V94L127 95ZM132 93V92H130ZM141 93V92H140ZM92 94V93H91ZM115 94V93H114ZM113 94V95H114ZM122 94V93H121ZM120 94V95H121ZM129 94V93H128ZM150 94V93H149ZM86 95V94H85ZM106 95V94H105ZM113 95H110V96H113ZM132 95V94H130ZM115 96V95H114ZM118 96V95H117ZM116 96V97H117ZM122 96V95H121ZM125 96V95H123ZM137 96V95H135ZM134 96V97H135ZM140 96V94L138 95ZM147 96H148V93H147ZM146 96V97H147ZM151 96V95H150ZM120 97V96H119ZM149 97V96H148ZM153 97V95H152ZM157 97V96H156ZM123 98V97H122ZM154 98V97H153ZM158 98V97H157ZM111 99V98H110ZM117 99V98H116ZM134 99V98H133ZM146 99V98H145ZM152 99V98H151ZM112 100V99H111ZM119 100V99H118ZM131 100V99H130ZM135 101H137L136 99H134ZM133 100V101H134ZM139 100V99H138ZM147 100V99H146ZM158 100V99H157ZM160 100V99H159ZM109 101V102H108ZM120 101V100H119ZM140 101V100H139ZM143 101V100H142ZM148 101V100H147ZM151 102V101H150ZM155 102V101H154ZM159 102V101H158ZM115 103V101H114ZM118 103V101L116 102ZM131 103V102H130ZM162 103V101H161ZM140 104V103H138ZM156 105V103H154ZM128 105V104H127ZM136 105V104H135ZM149 105V104H148ZM151 105V104H150ZM164 105V104H163ZM169 105V104H168ZM129 106V105H128ZM133 106V104H132ZM138 106V105H137ZM114 107V108H113ZM134 107V106H133ZM147 107V105H146ZM150 107V106H149ZM141 108V107H140ZM139 108V109H140ZM155 108V107H154ZM153 108V109H154ZM157 108V107H156ZM166 108V107H165ZM164 108V109H165ZM133 109V108H132ZM131 109V110H132ZM137 109V108H136ZM143 109H146L147 108H143ZM152 109L149 108V110ZM171 109V108H170ZM148 110V111H149ZM154 110H151V113H154L152 112ZM168 111V110H167ZM170 111V110H169ZM135 112V111H134ZM137 112V111H136ZM166 112V111H165ZM139 113V111H138ZM160 113V112H159ZM168 113V112H167ZM135 114V113H134ZM137 114V113H136ZM149 114V112H148ZM172 114V113H171ZM139 115V114H138ZM143 115V112L142 114ZM141 115H139L138 117V121L139 119H141ZM146 115V114H144ZM161 115V114H160ZM159 115V116H160ZM148 116V115H147ZM153 115H151L152 117ZM202 116V115H201ZM150 116H148L147 118H149ZM156 117V116H155ZM172 117V116H171ZM200 117V115L198 116ZM204 117V116H203ZM143 118V117H142ZM180 118V117H179ZM195 118V117H194ZM202 118V117H200ZM209 118V117H208ZM152 119H154V117H152ZM193 120V118H191ZM197 119V117L195 118ZM206 119V118H205ZM145 120V119H144ZM149 120V119H147ZM147 120H145L147 122ZM156 120V119H155ZM189 120V119H188ZM191 120V121H192ZM201 120V119H200ZM207 120V119H206ZM152 121V120H151ZM154 122V121H152ZM165 121V120H164ZM164 124L165 125V123ZM167 121V119H166ZM173 121V119H172ZM190 121V120H189ZM198 121V120H197ZM139 122H143V119ZM157 122V121H156ZM170 122V121H168ZM177 123V120L175 121ZM181 122V120L179 121ZM188 122V121H186ZM196 122V121H195ZM201 122V121H200ZM205 122V120L203 119V123ZM144 123V122H143ZM161 123V122H160ZM160 123L157 122V124L159 125ZM171 123V122H170ZM194 123V122H193ZM192 123V124H193ZM149 124V123H148ZM153 124V123H152ZM156 124V125H157ZM162 124L160 126H162ZM167 124V123H166ZM173 123H171L172 125ZM175 124V123H174ZM186 125H188V123H185ZM191 124V122H190ZM202 124V123H201ZM134 125V126H133ZM142 125H145V124H142ZM164 125L162 127H164ZM169 125V124H168ZM170 125V126H171ZM180 125V124H179ZM198 125V123L196 124V126ZM203 125V124H202ZM201 125V126H202ZM205 125V123H204ZM141 126V125H139ZM150 125L146 126L149 127ZM176 126V125H175ZM174 126V129L176 128ZM183 126V125H181ZM193 126V125H192ZM195 126V125H194ZM142 127V126H141ZM145 127V126H144ZM152 127V126H151ZM166 130H167V126H165ZM185 128V126H183ZM182 127V128H183ZM191 127V126H190ZM203 127V126H202ZM201 127V128H202ZM206 127V126H205ZM138 128V127H137ZM143 128V127H142ZM141 128V129H142ZM144 128V129H146ZM154 128V126H153ZM182 128L179 129L182 130ZM193 127H191L192 129ZM197 128V127H196ZM140 129V128H139ZM156 129V128H155ZM161 129V128H160ZM177 129V131L179 130ZM187 129V128H186ZM189 129V128H188ZM194 129V128H193ZM192 129V130H193ZM198 129V128H197ZM196 129V131H197ZM143 130V129H142ZM142 130L140 132H142ZM147 130V129H146ZM150 130V129H149ZM173 130V129H172ZM191 130V131H192ZM195 130V129H194ZM193 130V132H194ZM152 131V130H151ZM151 131H148L151 133ZM163 131V130H162ZM160 131V132H162ZM169 131L171 130H168V133ZM176 131V130H175ZM174 131V133H175ZM184 131V130H182ZM199 131V130H198ZM197 131V132H198ZM140 132H139V136H140ZM146 132V133H148ZM159 132V133H160ZM166 131H163V134L165 136V133ZM181 132V131H180ZM179 132V133H180ZM201 132V131H200ZM199 132V133H200ZM206 132V131H205ZM144 134V131L142 132ZM157 133V131H156ZM158 133V134H159ZM183 134H185V132H181ZM220 133V132H219ZM218 132L216 134H219ZM223 133V132H222ZM227 133V131H226ZM224 133V135L226 134ZM231 133V132H230ZM155 134V133H154ZM163 134H160L158 136H161L163 137L162 140H164V136ZM167 134V133H166ZM171 136H172V133H170ZM176 134V133H175ZM174 134V136H175ZM189 134V133H187ZM191 134H193L191 132ZM232 134V133H231ZM142 135V134H141ZM149 135V134H147ZM181 136V134H179ZM195 135V134H194ZM197 135H200L197 133ZM202 135V133H201ZM230 134L227 133L226 136H229ZM157 136V137H158ZM169 134L167 135V138H168ZM178 136V138L180 137ZM190 136V134H189ZM204 136V135H203ZM206 136V135H205ZM142 137V136H141ZM144 137H147L144 135ZM143 137V139H144ZM151 137H154L151 135ZM151 137H149L151 140ZM173 137V136H172ZM177 137V136H176ZM192 137V138H191ZM190 138L193 140V137L195 136H191ZM198 137V136H196ZM223 137V136H221ZM234 137V135H233ZM232 137V138H233ZM140 138V137H139ZM160 138V137H159ZM183 137H181L180 139H182ZM185 138V137H184ZM187 138V137H186ZM185 138V139H186ZM201 138V137H200ZM213 138V136H212ZM235 138V137H234ZM233 138V139H234ZM158 139V138H157ZM169 139V138H168ZM168 139H167V142H168ZM171 139V138H170ZM175 139V138H174ZM173 139V141H174ZM179 139V140H180ZM185 139H182L185 141ZM189 139V138H188ZM199 139V137H198ZM204 139V138H202ZM201 139V140H202ZM209 139V138H207ZM211 139V138H210ZM218 139V138H217ZM229 139V138H228ZM236 139V138H235ZM234 139V140H235ZM142 141V138L140 139ZM154 140V139H153ZM151 140V141H153ZM177 140V139H176ZM175 140V141H176ZM200 140V141H201ZM231 140V139H230ZM147 141H148V138H147ZM159 141V139H158ZM161 141V140H160ZM178 141V140H177ZM182 141V143L184 142ZM188 141V140H186ZM205 141V140H204ZM212 141V140H211ZM214 141H215V138H214ZM222 141V140H221ZM224 141V140H223ZM232 141V140H231ZM236 141V140H235ZM247 141V140H246ZM145 142V141H144ZM162 142V141H161ZM170 142V141H169ZM169 142H168V145H169ZM180 142V141H178ZM177 142V143H178ZM189 143H191L192 141H188ZM195 142H198L195 140ZM203 142V141H202ZM201 142V143H202ZM207 142V141H205ZM204 142V143H205ZM233 142V141H232ZM250 142V141H249ZM141 143V142H140ZM143 143V142H142ZM147 143V142H146ZM150 143V142H149ZM164 143V142H163ZM171 143V142H170ZM174 143V142H173ZM185 143V142H184ZM193 143V142H192ZM202 143V144H204ZM225 143V142H224ZM152 144V143H150ZM149 144V145H150ZM172 144V143H171ZM188 144V143H187ZM196 144V143H195ZM198 144V143H197ZM201 144V145H202ZM220 144V143H219ZM229 144V143H228ZM231 144V143H230ZM229 144V145H230ZM248 144V143H246ZM250 144V143H249ZM248 144V145H249ZM138 145V144H137ZM161 145V143H160ZM174 145V144H172ZM171 145V146H172ZM179 145H182L179 143ZM178 145V146H179ZM185 145V144H184ZM190 145V144H188ZM186 145V146H188ZM194 145V143H193ZM232 145V144H231ZM234 145V144H233ZM238 145V144H237ZM240 145V144H239ZM243 145L244 142H243ZM242 145V146H243ZM142 146V144H141ZM170 146V147H171ZM196 145H194V149L198 150V148H195ZM209 146V144L207 145ZM223 146V145H222ZM254 146V145H253ZM143 147V146H142ZM151 147V145H150ZM177 147V146H176ZM179 148V147H177ZM185 146H183L184 148ZM198 147V145L196 146ZM204 147V146H202ZM211 147V146H209ZM208 147V148H209ZM213 147V146H212ZM215 147V145H214ZM219 147V146H216V148ZM231 147V146H230ZM233 147V146H232ZM231 147V148H232ZM239 147V146H238ZM237 147V148H238ZM246 147V145H245ZM138 148H139V145H138ZM165 148V149H164ZM189 148V146H188ZM191 148V147H190ZM227 148V147H226ZM248 148V147H247ZM251 148V147H250ZM137 149V147H136ZM142 148H140L141 150ZM144 149V148H143ZM150 150V148H148ZM185 149V148H184ZM203 149V148H202ZM207 149V148H206ZM212 149V148H210ZM223 149V148H222ZM230 149V148H229ZM259 149V148H258ZM139 150V149H138ZM146 150V149H145ZM167 150V151H168ZM172 150V149H171ZM179 150V149H177ZM182 150V148H181ZM232 150V149H231ZM237 150H240V149H237ZM137 151V150H136ZM154 151V150H153ZM184 151V150H183ZM189 151V150H188ZM193 151V150H192ZM191 151V152H192ZM204 151V150H203ZM210 151V150H209ZM209 151L207 152V154L211 155V153H209ZM234 151V150H233ZM256 151V150H255ZM260 151V150H259ZM141 152V151H140ZM145 152V151H142V153ZM186 152H187V148H186ZM190 152V151H189ZM195 152V151H194ZM197 152V151H196ZM199 153H201L199 150H198ZM197 152V153H198ZM205 154H206V150L204 151ZM202 152V153H204ZM212 152L214 153L213 149H212ZM222 152V151H221ZM241 152V151H240ZM251 152V151H250ZM135 153V152H134ZM137 153V152H136ZM139 153V151H138ZM151 153V152H150ZM150 153H146V154H150ZM176 155L178 154L177 151H175ZM213 153H212V156H213ZM219 153V151H218ZM227 153V151H226ZM230 153H234V152H231ZM228 153V156L229 154ZM239 153V152H238ZM257 153V152H256ZM129 154V155H128ZM133 154V153H132ZM194 154V153H193ZM204 154V155H205ZM217 154V153H216ZM215 154V155H216ZM141 153L140 154H137L136 156L134 157H139L141 158ZM169 155V154H168ZM175 155V156H176ZM180 155V154H179ZM191 155V154H189ZM189 155H188V158H189ZM199 155L198 157H201L202 154H197ZM201 155V156H200ZM215 155H214V158H215ZM236 155V154H235ZM247 154H245V158H249L248 156H246ZM257 155V154H256ZM145 156V155H143ZM161 156V157H162ZM172 156H174V154H172ZM192 156V155H191ZM219 156V154H218ZM218 156H216L218 158ZM222 156V154H221ZM258 156V155H257ZM264 156V155H262ZM148 157V155H147ZM169 157V156H168ZM223 157V156H222ZM230 157V156H229ZM229 157H227L229 159ZM163 158V157H162ZM170 158H171V154H170ZM194 158H195V155H194ZM213 158V159H214ZM225 158V157H224ZM226 158V159H227ZM232 158V156H231ZM244 158V159H245ZM139 159V158H138ZM161 159V158H160ZM166 158H164V161H165ZM237 159H238V156H237ZM240 159V158H239ZM137 160V159H136ZM195 160V159H194ZM215 160V159H214ZM219 160V158H218ZM250 160V159H249ZM140 161V160H139ZM150 161V162H151ZM163 161V159H162ZM201 161V160H200ZM216 161V160H215ZM220 161H221V158H220ZM223 161H226V160H223ZM235 161V160H234ZM233 162V164H235V162ZM199 162V160H198ZM210 162V161H208ZM212 162V161H211ZM227 162V161H226ZM241 162V160L239 161ZM103 163H100V164H103ZM133 163V162H132ZM131 163V164H132ZM135 163V162H134ZM133 163V165H134ZM200 163V162H199ZM207 163V162H206ZM215 163H218V167L220 166L219 165V162H215ZM237 163V162H236ZM245 163V162H242V164ZM209 164V163H208ZM222 164V163H221ZM226 163H224L223 165H225ZM246 164V163H245ZM252 164V163H251ZM111 165H115L117 167H114L111 169ZM207 165V164H206ZM204 165V166H206ZM210 165V164H209ZM215 165V164H214ZM228 165V163H227ZM237 165V164H235ZM211 166V165H210ZM226 166V165H225ZM239 166V165H238ZM246 167V165H244ZM209 167V166H208ZM213 167V166H212ZM208 168L209 169H213V168ZM216 167V166H215ZM234 168V166H232ZM243 167V166H241ZM207 168V167H205ZM230 168V167H229ZM248 168V167H247ZM68 169V168H66ZM88 169V168H86ZM84 169V170H86ZM95 169V170H94ZM235 169H238V168H235ZM240 169V170H239ZM238 170L241 171V168H239ZM243 169V168H242ZM215 170V168H214ZM220 170V169H218ZM245 169H243L242 171H244ZM247 170V169H246ZM249 171V170H247ZM38 171V172H36ZM206 171V172H205ZM221 171V170H220ZM234 171V169H233ZM69 172H71L72 175H76V176H79V175H83V173H79V172H76L75 170H71L69 169ZM94 172V173H95ZM205 172V173H204ZM224 172V171H223ZM232 172V171H231ZM236 172V171H235ZM98 173V171L96 172ZM123 175V177L121 176V174ZM204 173V174H203ZM210 173V171H209ZM211 173H214L213 171H211ZM221 173V172H220ZM219 173V174H220ZM226 173V172H225ZM244 173V172H243ZM120 174V175H119ZM216 174V173H215ZM222 174V173H221ZM232 174V173H231ZM96 175V174H95ZM98 175V174H97ZM101 176H104L102 174H100ZM108 175V174H107ZM100 177V176H99ZM107 177V176H106ZM112 177V176H111ZM103 178V177H102ZM101 178V179H102ZM135 178V177H134ZM104 179L106 180V178L104 177ZM112 179V178H111ZM132 179V178H131ZM110 180V179H109ZM113 180V179H112ZM103 181V180H101ZM108 182V180H106ZM114 181V180H113ZM125 181V182H126ZM139 181V180H138ZM145 181V180H144ZM48 182V183H49ZM110 182V181H109ZM153 182V181H152ZM157 182V183H158ZM117 183V184H118ZM111 184V183H110ZM120 184V183H119ZM113 184H111L112 186ZM115 185V184H114ZM113 185V186H114ZM110 186V187H111ZM159 186V185H158ZM116 187V186H115ZM131 187V186H130ZM133 187V186H132ZM131 187V188H132ZM138 187V186H137ZM141 187V186H140ZM157 187V186H156ZM154 187V188H156ZM164 186H162L163 188ZM166 187V186H165ZM46 188V187H45ZM113 188V187H111ZM136 188V187H135ZM143 188V186H142ZM119 189H122V187H120ZM119 189L115 190L114 188V192L115 191H118L119 192ZM125 189V188H123ZM127 189V188H126ZM164 189V188H163ZM169 189V188H168ZM147 190L148 192L145 193L142 191V194L141 195V198L144 199L142 202L144 203H147V201L145 199H147L148 195H149V190L148 189H145ZM161 190V189H160ZM121 191V190H120ZM155 191V190H154ZM162 191V190H161ZM167 191V190H166ZM171 191V192H172ZM135 192V191H134ZM156 192V191H155ZM181 193V191H180ZM166 194V192H165ZM174 194V193H173ZM177 193H175L174 196H176ZM152 195V194H151ZM150 195V196H151ZM158 195V194H157ZM170 195V193H169ZM178 195V194H177ZM171 196V195H170ZM173 196V195H172ZM180 196V195H179ZM183 196V195H182ZM166 197V196H165ZM149 198V197H148ZM169 198V197H168ZM174 198V197H173ZM172 199V198H171ZM177 199H179L177 197ZM181 199V198H180ZM179 199V200H180ZM156 200V199H155ZM164 200V199H163ZM168 200V199H167ZM173 201V200H171ZM152 204V203H151ZM156 204V203H155ZM161 204V203H160ZM177 204V203H176ZM180 204V203H179ZM140 205V204H139ZM159 205V204H158ZM157 207H154L153 210H157L159 209L160 206ZM166 205V204H164ZM178 205V204H177ZM1 206V205H0ZM142 206V205H141ZM168 205H166L165 207H167ZM179 206V205H178ZM177 206V207H178ZM169 207V206H168ZM149 208V207H148ZM161 208V207H160ZM145 209V208H144ZM151 209V208H150ZM127 210L129 211V213L127 212ZM147 211H149L148 209H146ZM168 210H170L168 208ZM154 212V211H153ZM159 212V211H158ZM30 213V212H29ZM126 213V215H128L127 218H129L128 221H131L130 222H122L123 219V214ZM151 214H154L156 215L155 218H151L149 219V217H147V215H150ZM3 214V213H2ZM2 214H0L2 216ZM120 214V215H119ZM26 215V214H25ZM32 215V214H30ZM0 216V217H1ZM23 216H24V213H23ZM122 216V217H121ZM29 217V215L27 216ZM126 217V216H124ZM123 217V218H124ZM154 217V216H153ZM185 217H187V219L185 220ZM158 218V219H157ZM121 219V220H120ZM157 219H161V221H155L154 220ZM125 220V218H124ZM148 220H153V222H148ZM34 222H37V221H34ZM31 223V222H30ZM183 223H186L188 225V227H185L183 229V232L181 233H177V232H174V231H168V232H163L161 231V229H173L175 228L178 224H183ZM35 224V223H34ZM39 224V222H38ZM115 224V225H114ZM149 224H151V227L152 230L149 231L150 233L146 234L145 236L143 235V229H147ZM236 225H240L239 227H236ZM37 226V225H36ZM37 229V227H36ZM156 230V231H155ZM154 232H156L154 234ZM205 232H208L210 233V235H203V233ZM188 234H191V235H188ZM195 237L197 241H219V243H207V244H203V243H188V241L191 240L192 237ZM158 239L160 241H158ZM150 245H153V247H149ZM161 248V249H160ZM170 248V249H168ZM164 249V250H162ZM164 253V254H163ZM173 253V254H174ZM192 254H194V258L190 259L192 257ZM98 254H94L93 251H89V250H82V251H79L76 255L72 256L70 259L67 258L68 260L66 261H63V260H60V261H55V262H51L49 264H82L83 261H94L96 260V256ZM113 255V254H112ZM129 255V254H127ZM109 256V255H108ZM111 256V255H110ZM169 256V254H168ZM99 257V256H98ZM198 257V258H196ZM95 258V260H93ZM103 258V257H102ZM110 258V257H109ZM176 258V256H175ZM178 258V261H180L179 257L177 256ZM176 258V259H177ZM100 259V258H99ZM99 259H97V261H99ZM104 260H106L105 258H103ZM166 259V258H165ZM164 259V260H165ZM174 259V258H173ZM175 259V260H176ZM104 260H100L101 262H103ZM113 259H111L112 261ZM167 260V259H166ZM96 261V263H97ZM99 261V262H100ZM107 261H109V259L107 258ZM122 261V260H121ZM120 260L119 261H116L117 263L121 262ZM144 261V260H143ZM199 261V262H198ZM115 262V261H114ZM113 262V263H114ZM114 263V264H117V263ZM155 262V263H156ZM161 262V261H160ZM164 262V261H163ZM166 262V261H165ZM171 262V261H170ZM95 263V264H96ZM106 263V262H104ZM108 264L110 262H107ZM112 263V262H111ZM112 263V264H113ZM154 263V264H155ZM169 262H167L168 264ZM183 263V262H182ZM181 263V264H182ZM83 264H86V263H83ZM92 264V263H91ZM101 264V263H99ZM157 264V263H156ZM159 264V263H158ZM175 264V263H174ZM184 264V263H183Z\"/></svg>",
	"mask_w": 264,
	"mask_h": 264
},
{
	"label": "snow or ice",
	"instance_id": "snow-or-ice-1",
	"mask_svg": "<svg viewBox=\"0 0 264 264\" xmlns=\"http://www.w3.org/2000/svg\"><path fill=\"white\" fill-rule=\"evenodd\" d=\"M186 219H187V217H185V220ZM239 226L240 225H236V227H239ZM185 227H188V225L186 223H183V224H178L173 229H167V228H165V229H161V231H163V232L174 231V232H177V233H181V232H183V229ZM188 235H191V234H188ZM203 235L207 236V235H210V233L205 232V233H203ZM259 235L261 237H264V229H261ZM183 243H184L183 241L177 242L176 245L172 246V251L177 252V253H179V252H185V253H187L188 251H192L191 248L185 249L184 247H182L181 245ZM188 243H190V244H192V243H203V244H207V243H219V241H215V240H213V241H202V240L201 241H197L196 238L193 236L191 238V240L188 241ZM143 259H144V256L143 255H141L140 257H138L137 260H136V264H143Z\"/></svg>",
	"mask_w": 264,
	"mask_h": 264
}]
</instances>
